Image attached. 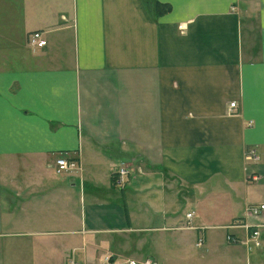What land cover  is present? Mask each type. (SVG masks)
<instances>
[{
	"label": "crops",
	"instance_id": "crops-1",
	"mask_svg": "<svg viewBox=\"0 0 264 264\" xmlns=\"http://www.w3.org/2000/svg\"><path fill=\"white\" fill-rule=\"evenodd\" d=\"M258 203L264 0H0V264L101 260L133 232L159 264H264V229L229 227Z\"/></svg>",
	"mask_w": 264,
	"mask_h": 264
},
{
	"label": "built area",
	"instance_id": "built-area-1",
	"mask_svg": "<svg viewBox=\"0 0 264 264\" xmlns=\"http://www.w3.org/2000/svg\"><path fill=\"white\" fill-rule=\"evenodd\" d=\"M180 28H185V24H181ZM30 45L32 48H42L47 45V40L44 38L43 33L39 30L32 32L30 36ZM237 107V103L232 101L229 103V111L233 112ZM254 154V151H251ZM79 168L78 160L69 156L61 155L56 159V170L58 173L61 172H71ZM129 173V170L126 166H121L116 173V182L123 186L126 183V178ZM188 218L193 217V213L189 212L187 214ZM229 227L232 228H241L247 232V239L251 241L256 246L260 245L262 230L264 229V203L258 204H248L245 207L244 214L235 219L233 224ZM239 238L233 236H228L229 242L237 243ZM197 245H202L203 238L199 236L197 240ZM70 264H81L79 261L74 259L70 260ZM98 264H123L117 256L112 253L107 254L103 259L100 260ZM124 264H158L152 259L146 258L143 260L127 259Z\"/></svg>",
	"mask_w": 264,
	"mask_h": 264
},
{
	"label": "rangeland",
	"instance_id": "rangeland-1",
	"mask_svg": "<svg viewBox=\"0 0 264 264\" xmlns=\"http://www.w3.org/2000/svg\"><path fill=\"white\" fill-rule=\"evenodd\" d=\"M257 157H258V155L255 154V152L253 154L251 151H249L246 154H244V160H245L246 166L251 164V163H255L258 160ZM78 165H79V168H77L74 171H71L70 173L79 172L80 171L79 161H78ZM128 176H129V173H128L127 178H126V183L123 186H120L115 181V183L118 185L117 187L120 186L119 188H121V189L124 188L127 185ZM259 179H260V176L258 174H249V175H247V180H249V181L256 182V181H259ZM116 184H115V186H116ZM215 205H218V204H216V202H215ZM194 209H197L195 204H186L184 210L188 211V210H194ZM205 209H206V207H205ZM185 227L187 228L188 226L186 225ZM127 234H129V233H127ZM127 234L123 235V233H119L118 236H112L111 237V242L114 245V247H112V248H102L103 252L105 253L107 251H110V252L116 254L117 258H119V260H121L123 262V264H124V262L127 259L129 260L130 258L138 259V260H143V259L149 258V259H152L154 262L158 263L150 255L144 256V257L139 255L140 253H137L135 251V246L138 245V243H137L136 238L134 237L135 236L134 232L131 233L130 236H127ZM105 236H108V235H105ZM124 248H128V249H124ZM67 253L70 254V252H67ZM76 253L77 252L74 253V256L77 255ZM70 255H73V254H70ZM100 258H101L100 257V253L97 252V251H94L93 255L89 256V258L87 260L81 261V264H98Z\"/></svg>",
	"mask_w": 264,
	"mask_h": 264
},
{
	"label": "trees",
	"instance_id": "trees-1",
	"mask_svg": "<svg viewBox=\"0 0 264 264\" xmlns=\"http://www.w3.org/2000/svg\"><path fill=\"white\" fill-rule=\"evenodd\" d=\"M161 10H163V9L161 8Z\"/></svg>",
	"mask_w": 264,
	"mask_h": 264
}]
</instances>
